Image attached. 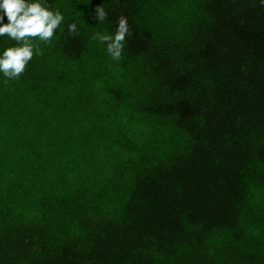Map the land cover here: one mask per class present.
<instances>
[{"label": "trees", "instance_id": "1", "mask_svg": "<svg viewBox=\"0 0 264 264\" xmlns=\"http://www.w3.org/2000/svg\"><path fill=\"white\" fill-rule=\"evenodd\" d=\"M49 3L0 76V264H264L260 0ZM122 16L116 62L95 36Z\"/></svg>", "mask_w": 264, "mask_h": 264}, {"label": "clouds", "instance_id": "2", "mask_svg": "<svg viewBox=\"0 0 264 264\" xmlns=\"http://www.w3.org/2000/svg\"><path fill=\"white\" fill-rule=\"evenodd\" d=\"M260 3L264 5V0ZM105 17L103 8H97L98 22ZM64 22V14L53 9L49 0H0V38L7 36L17 45L0 51V76L5 80L19 79L33 57L42 55L38 42L50 43ZM68 30L75 33L76 24H68ZM128 34V20L122 16L113 35L97 33L95 38L106 45L111 59L119 62Z\"/></svg>", "mask_w": 264, "mask_h": 264}]
</instances>
